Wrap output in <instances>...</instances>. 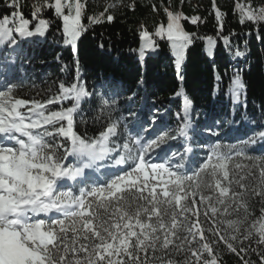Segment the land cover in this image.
<instances>
[{
  "label": "snow or ice",
  "instance_id": "1",
  "mask_svg": "<svg viewBox=\"0 0 264 264\" xmlns=\"http://www.w3.org/2000/svg\"><path fill=\"white\" fill-rule=\"evenodd\" d=\"M119 2L88 16L89 24L111 23L110 9ZM5 4L12 9L10 16L0 17V45L6 50L15 52L36 36L46 39L50 22L42 14L52 10L62 22L64 44L77 53V41L87 29L82 22L87 0H42L32 5L31 20L20 0ZM160 7L166 25L157 24L153 33L140 25L141 51L155 47L154 37L166 38L179 65L196 36L185 31L182 21L196 24L201 18ZM152 11H159L155 3ZM233 11L241 24H264V3L234 0ZM212 12L218 37L230 46L223 35L225 13L216 0ZM203 39L210 46L216 43L210 36ZM234 55L245 53L237 49ZM3 62L0 264H224L225 253L238 264H264V154L246 150L264 142V130L227 149L213 144L203 160L194 162L187 97L175 130L162 128L149 138L148 129L125 124L127 135H122L119 119L112 118L116 100L89 91L78 75L39 98L22 97L7 76L14 59L5 55ZM245 87L234 74L233 102L240 101ZM93 97L100 128L89 136L78 131L76 116L81 101ZM178 140L185 141L183 151L172 149ZM253 255L256 260L248 258Z\"/></svg>",
  "mask_w": 264,
  "mask_h": 264
},
{
  "label": "trees",
  "instance_id": "2",
  "mask_svg": "<svg viewBox=\"0 0 264 264\" xmlns=\"http://www.w3.org/2000/svg\"><path fill=\"white\" fill-rule=\"evenodd\" d=\"M38 2L42 0H20L23 13L29 20L32 5ZM132 3L134 9L128 7ZM154 3L159 9L157 12L152 11ZM161 3L173 12L182 11L188 17L201 18L196 24L182 21L185 31L196 36L185 48L179 65L166 38L154 37L155 47L141 51L140 25L145 24L150 33L157 24L163 22L166 25ZM216 3L225 13L223 35L229 37L230 46L217 35L212 0H184L183 4L181 0H131L115 10L110 9L115 17L111 23L98 24H89L87 17L103 11L105 6H92L87 0L82 19L87 29L77 41L76 54L63 42L62 22L52 10H46L42 14L50 22L46 39L39 36L27 39L15 52L0 45V76L5 75L3 61L8 55L15 62L7 76L17 85V92L22 97L39 98L54 90L58 82L78 75L86 81L89 91L116 100L112 118L119 119L122 135L126 133L125 124L129 129L151 131L148 125L154 115V127L175 130L180 121L177 113L183 109L187 97L192 101V110L202 120L210 117L212 130L211 134H206L202 128L195 130L192 148L197 150L208 142V135L216 139L214 144L225 149L240 145L254 132L264 130V24L247 21L241 24L239 15L233 11L234 0H216ZM252 3L259 5L255 0ZM11 12L5 0H0V17L10 16ZM34 27V23L30 25L32 29ZM209 36L216 41L214 45L210 46L203 39ZM237 49L245 55L236 57L234 52ZM236 73L246 85L239 102H233L230 92V82ZM1 82L3 84V78ZM64 106H71V103L65 101ZM98 112L95 97L81 101V110L76 116L81 134L86 132L92 136L99 130L100 123L95 120ZM129 112L136 113V116L130 117ZM189 117H194L191 111ZM245 121H248L247 126ZM234 136L242 139L228 144L227 139ZM262 143L248 145V154H264ZM173 148L181 151L178 146ZM204 155H197L196 159H203ZM256 211L258 214L259 205ZM248 258L257 259L254 255ZM223 261L224 264H238V259L228 253L224 254Z\"/></svg>",
  "mask_w": 264,
  "mask_h": 264
},
{
  "label": "rangeland",
  "instance_id": "3",
  "mask_svg": "<svg viewBox=\"0 0 264 264\" xmlns=\"http://www.w3.org/2000/svg\"><path fill=\"white\" fill-rule=\"evenodd\" d=\"M129 1H131V0H120V2L116 4V7L112 8V10H115V9L119 8L120 6L125 5V3L129 2ZM255 1L257 3H259V4L260 3H264V0H255ZM88 2L92 6L102 7V6H106V5L110 4V3H115L116 0H88ZM194 4H197V3H194ZM155 124H156V122L153 123L152 120H151V123H150V127L149 128L152 129ZM208 133L209 132L207 131L206 134H208ZM154 135H155V132H153V131L149 134V136L151 138H152V136L154 137Z\"/></svg>",
  "mask_w": 264,
  "mask_h": 264
}]
</instances>
